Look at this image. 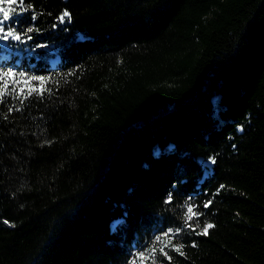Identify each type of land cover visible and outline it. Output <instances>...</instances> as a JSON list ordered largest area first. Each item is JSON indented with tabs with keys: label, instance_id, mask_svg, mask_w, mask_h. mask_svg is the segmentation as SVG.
I'll list each match as a JSON object with an SVG mask.
<instances>
[{
	"label": "trees",
	"instance_id": "trees-1",
	"mask_svg": "<svg viewBox=\"0 0 264 264\" xmlns=\"http://www.w3.org/2000/svg\"><path fill=\"white\" fill-rule=\"evenodd\" d=\"M28 4L0 65L46 82L0 103V264H129L169 228L160 264H264V0Z\"/></svg>",
	"mask_w": 264,
	"mask_h": 264
},
{
	"label": "snow or ice",
	"instance_id": "snow-or-ice-1",
	"mask_svg": "<svg viewBox=\"0 0 264 264\" xmlns=\"http://www.w3.org/2000/svg\"><path fill=\"white\" fill-rule=\"evenodd\" d=\"M7 4V7H4V5ZM31 4L25 5V0H0V41H8L9 39L14 41H20L21 43H24L23 37H27V40H31L32 36L27 35L28 33H32L34 31H39V29H34L33 27L26 28L23 32L17 31L13 27H9L8 25L10 22L15 20V17L21 13L27 12L31 8ZM33 20L36 19V16L33 15ZM67 19L68 22H71V14L65 10L59 17L58 20L60 23H64ZM53 27H56V25H53ZM37 47H45V45H37ZM31 81H39L40 82V88H36L34 86H31ZM0 103H3V97L7 95H12L15 93L16 97L19 98L20 96L24 95L25 89H28L27 95L24 96V99H27L28 96H31L33 92H36L38 95H43V85L46 82L45 77L41 76H29L25 72H15L13 69H0ZM11 85V91L9 92V86ZM11 111V109H9ZM239 130H243L242 127ZM211 164H215L216 160L213 157L209 158ZM224 186L221 185L220 188H223ZM219 191V190H218ZM171 194L169 195L168 201L171 202ZM191 199V197H189ZM211 204V201H207L204 204V207L207 208ZM202 213L194 212L193 206L189 205L187 207V212L185 213V225L189 228H192V225L189 223L192 221L194 216H200ZM7 223V221H5ZM198 226V225H197ZM215 225L212 223H206L203 229L200 232H196V235H208L209 230L214 228ZM195 231V229H192ZM181 232V228H176L175 233L179 234ZM173 233V229L169 228L166 232L162 233L161 235H158L155 237V241H160L161 237H167L170 234ZM154 241V242H155ZM167 244H171V240H168L165 244V247ZM193 246H195V242H193ZM175 250L177 252H180V248L183 247V245L180 246H174ZM161 253H163L165 256H167V253L164 252V248L162 247L160 249ZM151 254L154 257L155 255V248L151 249ZM181 255H183V252H180ZM137 258L140 259V264H144L145 252L141 251L135 254ZM170 259V258H169ZM129 264H136V259H132Z\"/></svg>",
	"mask_w": 264,
	"mask_h": 264
},
{
	"label": "rangeland",
	"instance_id": "rangeland-1",
	"mask_svg": "<svg viewBox=\"0 0 264 264\" xmlns=\"http://www.w3.org/2000/svg\"><path fill=\"white\" fill-rule=\"evenodd\" d=\"M4 7H7V4L4 5ZM24 39V43H21L20 41H14L9 39L8 41H0V56L6 58L10 55V53L12 52V54H24V55H29L31 52L27 51V48L21 46V44H25L26 41V37H23ZM0 69H9L6 68L5 66L0 65ZM15 71V70H14ZM18 73V71H15ZM26 73V72H25ZM28 74V73H27ZM29 76H33L28 74ZM0 84H2V82H0ZM31 86H34L36 88H40V82L39 81H31ZM11 91V85L9 86V92ZM28 89H25V93L27 94ZM15 94V93H13ZM193 206V211L196 212L195 206ZM199 217V216H198ZM197 216H194L192 221L194 222V224H196V226L200 223L199 219ZM192 228H195V226H192ZM168 240H171V244H167V246L165 247V244ZM180 240V237L177 236V234L173 231L172 234H170L167 237L162 236L160 241H155V238L153 239V241L146 246L145 248L138 250L134 253L132 259H136V264H140V259L137 258L135 256L136 253L144 251L145 252V259H144V264H160V257L162 255H164L163 253H161L160 249L163 247L164 248V252L168 253V248L170 247H174L176 246V244L178 243V241ZM155 241V242H154ZM155 248V255L154 257L151 254V249ZM131 259V260H132Z\"/></svg>",
	"mask_w": 264,
	"mask_h": 264
}]
</instances>
